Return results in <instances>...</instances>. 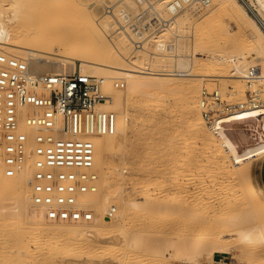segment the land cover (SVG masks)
I'll return each mask as SVG.
<instances>
[{
    "label": "rangeland",
    "instance_id": "374dc122",
    "mask_svg": "<svg viewBox=\"0 0 264 264\" xmlns=\"http://www.w3.org/2000/svg\"><path fill=\"white\" fill-rule=\"evenodd\" d=\"M8 1L6 0L7 3ZM49 1L59 2L64 8H69L70 2L68 0ZM87 1L92 2L94 0ZM2 2L0 1V6ZM149 2L153 5L158 3L156 0H149ZM98 3L102 9L105 7L112 15L121 6L128 8L129 11L137 8V5L130 0H123L118 4H115L116 0L108 3L105 0L103 3L95 1V4ZM9 5H11L10 2L8 7H10ZM159 8L162 9L163 6H159ZM68 11L64 13L48 11L45 16L49 20L53 18L55 20L56 18V21L58 19L62 22L65 18L66 21H64L69 26L74 25H71L74 30L71 27L70 29L75 31L78 24H73V20L69 19L68 16L73 14L69 9ZM184 11H188L184 14L186 16L184 24L179 25L177 30L175 25L171 24L173 34L165 36L162 33V35H158L171 41V46L167 52L156 55L154 54V45V49L146 46L149 52L151 51L150 54L146 55H153L151 69L161 71L164 69L173 71L181 69L183 71V68L179 69V66L174 65L173 56L175 53L192 60L194 45H192L191 25L202 19L207 8L202 10L187 8ZM102 12H92L100 22L103 19L100 16ZM155 12H158V10H155ZM113 18L114 16H112L114 26L105 29L104 38L109 45L111 44L110 46H118L119 37L124 33L122 29H119L120 26ZM217 19L218 25L213 29L212 34L217 41L216 50L218 52L231 55L238 54L241 51L249 52L253 49V45L256 44V33L247 21L238 24V22L235 23L236 21L232 20L233 23L225 15L219 16ZM54 24L60 26L58 22ZM65 24L64 27H66ZM51 26L54 27L53 24ZM76 30L78 31L77 27ZM83 34L85 36L88 31H83ZM148 43L151 44L152 41L146 42V44ZM129 46L124 55H135L131 52ZM193 59L195 58L193 57ZM250 64L252 66L253 62ZM50 65L47 64V66ZM78 65L79 62L77 61L75 71H78ZM216 71L218 73L222 71L234 72L231 62H221L216 67ZM180 75L168 76L171 85L167 87L168 89L165 88L162 91L153 89L130 93L126 91V87L123 89L114 88V92L120 95L117 107L118 120L123 117V114L127 117L125 121H127L128 128L123 134L125 149L122 145L115 151L113 149L95 150L97 174L100 177L102 172L107 173V181L110 183L109 188L101 189H104L105 192H108L113 186L110 172L113 173L114 170H117L116 167L119 165L116 164V160L123 153L125 155V164L123 165L126 168V173L123 176L124 184L122 182L115 184V190L121 188V196L109 202L114 203L116 208L121 204V201L123 202L121 205L126 209L120 231H123L122 233L128 241L132 242L134 239L136 245H132V247L126 244L116 246L111 241H90L74 237L72 234L55 233L47 228V225L51 223L49 220H44L46 225L39 232L25 230L24 227L34 221L32 208H29L27 204L28 208L25 209L24 214L17 217L15 205L17 194H19L18 197L22 204L26 203L24 199L26 194L18 192L16 179H3L0 182V196L2 195L0 197V200H2L0 204V262L3 259L16 257L22 261L44 260L43 262L46 261L47 264H56L52 261L53 258L55 259L58 256L61 257L58 259V263L61 262V259L65 261L75 258V260H81L86 264H95L107 260L117 264H126V262L127 264H135L139 262L138 259L140 258V264H194L195 259L198 258L200 264H247V261L251 259L250 257L254 255V258L256 256L260 258L257 257L259 262L255 260L257 264L264 261V245H257V242L260 241L253 242V245L246 243L247 246L240 244V242H234V245H231V254L215 252L213 256L209 257L205 252L207 246L211 249L216 247L215 245L218 246L219 243L221 245V242L226 243L231 240V236L235 235L240 228L255 225H258L260 229L263 228L264 192L256 193L252 190L244 198L242 196L245 194L244 186L249 179L256 176L258 182H261L259 178L264 177V166L260 164L262 159L260 158L257 161L259 168L253 161L246 169H240L235 175L230 176L227 172H234V168L224 152L220 156L214 151V146L205 143V137L211 130L208 129V126H205L199 131L194 126L197 115L203 119L201 114L203 109L199 107L201 90L212 91L218 89L228 102H240L245 100L246 96L244 81L236 77L221 80L216 78L200 80L191 78V76ZM115 79L110 78V80ZM259 85L264 89V84ZM262 96L264 97V95ZM222 126L242 148L245 146L246 141L252 138L250 130L255 126V121L250 120L240 124L234 122L222 123ZM93 139L100 140L101 138L93 137ZM101 140L106 141V138ZM104 180L106 179L104 178ZM107 194L110 196L112 193L108 192ZM235 194H242V198L235 196ZM11 201L12 203H10ZM98 201L100 204L102 199ZM236 214L239 215L238 219L241 222L239 224L236 222V225H234L233 221L231 223L228 220ZM108 218L110 219L107 221L101 222L99 219L94 222H85V224L93 227L98 232L113 234L117 229V222L112 217ZM59 223L66 224L62 221ZM195 234H198L199 241H203L204 245L206 244L205 247L202 245L203 251L201 253L198 250V253L196 252L197 246L191 242L192 236ZM36 235L38 238L35 237ZM262 242L264 244V240L261 239L260 243ZM248 244L252 246H248ZM256 245L261 249L258 250ZM204 252L205 254H203ZM135 253H137V257L140 255L138 259L136 257L131 258L135 256ZM127 256H129L128 259ZM129 258L131 261L134 259L133 262H129Z\"/></svg>",
    "mask_w": 264,
    "mask_h": 264
},
{
    "label": "bare ground",
    "instance_id": "6f19581e",
    "mask_svg": "<svg viewBox=\"0 0 264 264\" xmlns=\"http://www.w3.org/2000/svg\"><path fill=\"white\" fill-rule=\"evenodd\" d=\"M0 1H3L1 3L2 7L0 6V52L5 53L9 56L28 60V64L36 73L45 71L59 73L63 70L65 72L75 71L76 62L78 61L79 72L89 73L94 76H100L105 78L106 84L104 85V87L106 88V91L108 93L112 94L113 107H115L116 110L119 105L118 99L120 98V95L114 92V87L111 85L110 78L123 79L124 88L126 87V91L130 93H135L136 91L153 89L162 91L163 89L171 85L168 76L180 75L171 71L170 69H164L163 71L159 72L142 71L144 67L147 69L152 68L151 58L153 55H148L149 57L146 55L150 54L151 52H149L146 46L153 48V44L148 43V45L145 42L142 47L133 48L128 36L125 34L124 31H122L124 33L123 35L120 34L121 36L119 37V40L117 42L118 46H110L111 44L109 45L105 41L104 34L106 33V28L114 26V21L112 20L113 15L110 14V11L106 10L105 7L104 9H102L99 3V5L95 4V1L103 3L104 0H94L92 2H88L87 0H68L70 2L68 9L72 11L73 14L70 15L72 17H68L69 19L71 18V21L73 20V24H78V26H76L78 31L76 30V27L75 31H72L71 29H73L72 26L74 25L71 24L72 26H69L68 23L65 22V18H63V22L62 20L60 21L58 19L56 21V18L55 20L54 18L50 19V21L49 18L45 16L48 11H59L61 13H64L65 11L69 12L68 9L64 8L59 2H50L49 0H7L8 3H11V5H9L10 7H8V3L6 2V0ZM110 1L112 0H105L106 3ZM120 1L123 0H116L115 4H118V2ZM130 1L136 4L135 0ZM156 1L158 2L156 3V5H153L152 3L151 5H149V7L151 6L152 9L158 10L160 13L164 14L165 4L169 0ZM5 4L7 5L6 7ZM159 6H163V8L160 9ZM206 8L207 11L206 13H204L202 19L198 20L197 23L191 25L193 35L192 45H194L192 60H188V58H186L185 56L177 55L176 53L173 56L174 65L179 66V69L183 68V71H186V73L181 75H186L189 77L191 76V78L193 77L195 79L200 80H205L208 78H216L218 80H221L225 78L236 77L237 79L243 81L245 71L249 67H251L250 63L253 62L252 66L256 67V73H258L256 83L264 84V0H209V4ZM102 10L104 11L102 12ZM93 11H96L97 13L102 12V15H100L103 18L101 22L94 17L92 13ZM186 12L188 11L183 10L176 16L172 17L169 20L167 27L164 29L163 32L159 33V35H162V33L165 36L173 34L174 31L171 30V24H174L175 29L177 30L179 25L185 23L186 19L184 18L186 16L184 14H186ZM77 13L78 15H76ZM224 15L227 16L228 19H230L231 21L235 20V23L238 22V24L247 21L253 27L256 33V44L253 45L252 50H250L249 52L241 51L238 54L234 53L231 55H226L223 54V52H218L216 50L217 41L216 39H214L215 37H213L212 33L213 29L218 25L217 18L219 16L222 17ZM179 18H181V20H179ZM53 20L55 22L60 23V26L55 25V22ZM64 22L67 24H65ZM51 24H53L54 27L51 26ZM64 24L67 28L64 27ZM119 29H121V27H119ZM83 31H88V34L84 36ZM128 46L130 47L131 52L135 53V55H124V52L126 51V49H128ZM154 54H156L155 51ZM193 57L195 59H193ZM221 62H231L234 72L231 73L229 71H222L221 73H218V71H216V67ZM47 64L51 65L47 66ZM122 116L123 117L117 120V127L118 130L125 133L128 128L127 121H125L127 117L124 114ZM251 116L253 117L251 118V120L255 121V126L253 127V129L250 130L252 133V138L246 141L244 147L240 148L236 141L232 139L231 136H229V132L222 126V123L234 122L240 124L245 121H250L249 119L245 120L242 118H249ZM204 123L205 122L203 121V119H201V117L197 115V119L194 121L195 128L200 131L205 126H207ZM212 126L213 128L210 129L211 132L208 131L209 134L205 137V143L209 146H214V151H216V154L220 155L224 152L225 156L229 159L232 164V167L234 168V172H227L230 176L235 175L240 169H246L249 164H251L253 161L257 164L256 166L259 168L257 161H259V159L262 158V156L264 155V104L250 107L241 111H236L232 114H228L225 116L216 117L213 119ZM258 127H260V129H258ZM97 138H106V141H102L101 139V141L99 139H93L95 150L105 151L113 149L115 151L119 146H122L124 144V139H122L121 141V139H117L116 136H103ZM217 145H219V147H217ZM29 171L30 166L26 165L24 172L21 174L14 175L12 177H0V182L3 179H16L18 192L20 194H26V197L24 198L26 200L25 204H22L19 200V194H17L16 196L17 199L15 198L17 217H21L24 214L25 209L28 208V206L29 208H32L30 205L31 192L27 185V176L29 174ZM102 173L99 177L100 190L102 188H109L110 184L109 181H107V173ZM104 178L106 180H104ZM120 189L121 188H117L115 192H120ZM252 190L256 193L264 192V183L258 182L256 176L246 182L244 186L245 194L241 195L244 198V196ZM241 195L235 194V196L242 198ZM0 197H2V195ZM110 199L111 197L107 195L103 196L101 203L98 205L99 209L97 211L99 215L97 214L92 220V222L97 221L99 219L101 220V222L110 219L108 218V215H105L103 213L105 211V207L109 205V201H111ZM1 202L2 200H0V204ZM10 203H12V201ZM121 204H123L122 201ZM121 204L118 206V208H115V211L110 216L113 218V220L117 222V229H115L116 231L113 234L98 232L93 227L86 225L83 221H62L66 222V224L64 225L59 223L60 221L49 220L51 223L47 225V228L55 233L72 234L74 237L83 238L90 241H111V243L116 246L126 244L131 245L132 247V245H136L134 239L132 242L128 241L122 233L123 231H120L122 227L124 211L126 209ZM238 217V214L232 215L228 221H230L231 223L233 221L234 225H236V222L237 224H239L241 221L238 219ZM32 218H34V221H31L28 226L24 227L23 224H20L22 225V227H24L25 230L39 232L46 225L44 223V220L46 219L35 218L34 216ZM227 222L226 224H228ZM15 232L17 233L18 231ZM221 233L223 234L224 232ZM197 235L198 234L192 236L191 242H193L194 245L197 246L196 252L198 250V252L201 253L203 251V246L205 247L206 244L204 245L202 243L203 241H199ZM35 237L38 238L37 235ZM261 239L264 240V223L262 229H260L258 225H255L253 227L240 228L236 231L235 235L231 236V240L227 241L226 239V243L221 242V245L219 243L218 246L215 245L216 247H213L211 249L207 246L205 247V252H207L206 255H209V257L213 256L215 252L231 254V245H234V242H240V244L242 243L244 245L246 243H251L253 245V242H261ZM260 242H257V245L259 246L260 244H262L263 246V242ZM249 244L248 246H252ZM208 245H210V243H208ZM207 248L209 249L208 251L206 250ZM259 249L261 248H258V250ZM205 252L203 254H205ZM134 255V257L132 255V257L130 255L129 256L131 258L136 257V259H138L140 256L138 255L137 257V253H135ZM129 256H127L126 258L128 259ZM254 256L250 257L251 259L247 261V264H257L255 260L258 261L260 258L258 256L254 258ZM60 258L61 257L57 256V258H53L52 262H55L56 264H86L81 260H75V258L71 260L67 259L65 261H62L61 259V262L58 263L57 261ZM136 259L135 261L137 262ZM3 260L0 262V264H47L46 261L43 262L44 260L22 261L21 259L16 257L7 258L4 261ZM133 260L131 261V259L129 258V262H133ZM138 260L139 262L135 264H140V258ZM195 261L196 262L194 264L201 263H199L198 258H196ZM95 264L117 263H112L107 260L100 263L96 262ZM260 264H264V261H261Z\"/></svg>",
    "mask_w": 264,
    "mask_h": 264
},
{
    "label": "built area",
    "instance_id": "2783aa9c",
    "mask_svg": "<svg viewBox=\"0 0 264 264\" xmlns=\"http://www.w3.org/2000/svg\"><path fill=\"white\" fill-rule=\"evenodd\" d=\"M151 4L136 0L135 10L121 6L112 12L133 48L151 40L155 53L161 55L171 41L158 35L169 20L187 8L205 9L209 0H169L164 14L152 10ZM257 76L254 66L245 71L246 96L241 102H228L218 89L201 90L199 107L209 129L216 117L264 104V89L256 83ZM110 82L115 89L124 88L122 80ZM105 84V78L79 71L36 73L28 60L0 52V177L21 174L30 166L27 185L35 218L89 222L98 214V200L109 196L108 192L111 201L121 196L122 191L114 190L115 184H124V153L115 162L117 170L110 172L113 186L108 192L100 190L95 169L93 137L124 139L117 127L113 96ZM115 208L109 202L104 214L110 217Z\"/></svg>",
    "mask_w": 264,
    "mask_h": 264
},
{
    "label": "crops",
    "instance_id": "0c3cea01",
    "mask_svg": "<svg viewBox=\"0 0 264 264\" xmlns=\"http://www.w3.org/2000/svg\"><path fill=\"white\" fill-rule=\"evenodd\" d=\"M262 160H261V165L263 164V166H264V155L262 156V158H261ZM263 175H264V172H263ZM259 181H261V182H263L264 183V177H261V178H259Z\"/></svg>",
    "mask_w": 264,
    "mask_h": 264
}]
</instances>
